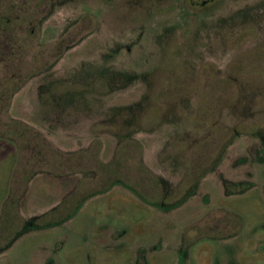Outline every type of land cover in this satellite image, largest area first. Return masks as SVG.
<instances>
[{"label": "rangeland", "instance_id": "1", "mask_svg": "<svg viewBox=\"0 0 264 264\" xmlns=\"http://www.w3.org/2000/svg\"><path fill=\"white\" fill-rule=\"evenodd\" d=\"M0 264H264V0H0Z\"/></svg>", "mask_w": 264, "mask_h": 264}, {"label": "trees", "instance_id": "2", "mask_svg": "<svg viewBox=\"0 0 264 264\" xmlns=\"http://www.w3.org/2000/svg\"><path fill=\"white\" fill-rule=\"evenodd\" d=\"M201 3H204V1H203V2H201ZM230 78H231V77H230ZM230 78H229V79H230ZM161 204H163V203L161 202Z\"/></svg>", "mask_w": 264, "mask_h": 264}]
</instances>
